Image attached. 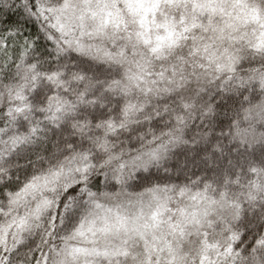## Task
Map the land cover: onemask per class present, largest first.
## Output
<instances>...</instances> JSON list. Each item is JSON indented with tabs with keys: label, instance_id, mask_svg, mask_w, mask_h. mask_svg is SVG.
Masks as SVG:
<instances>
[{
	"label": "snow or ice",
	"instance_id": "snow-or-ice-1",
	"mask_svg": "<svg viewBox=\"0 0 264 264\" xmlns=\"http://www.w3.org/2000/svg\"><path fill=\"white\" fill-rule=\"evenodd\" d=\"M0 264H264V0H0Z\"/></svg>",
	"mask_w": 264,
	"mask_h": 264
}]
</instances>
